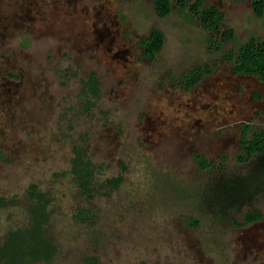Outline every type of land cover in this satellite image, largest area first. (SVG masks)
<instances>
[{
    "label": "rangeland",
    "instance_id": "374dc122",
    "mask_svg": "<svg viewBox=\"0 0 264 264\" xmlns=\"http://www.w3.org/2000/svg\"><path fill=\"white\" fill-rule=\"evenodd\" d=\"M205 3L235 39L219 43L186 8L159 17L153 0H0V244L29 225L35 187L50 199L46 264H264V218H245L264 212V153L239 159L243 123L264 125V82L228 58L264 39V17L252 0ZM154 27L165 42L150 59ZM205 64L195 87L181 83Z\"/></svg>",
    "mask_w": 264,
    "mask_h": 264
},
{
    "label": "trees",
    "instance_id": "16d2710c",
    "mask_svg": "<svg viewBox=\"0 0 264 264\" xmlns=\"http://www.w3.org/2000/svg\"><path fill=\"white\" fill-rule=\"evenodd\" d=\"M155 3L156 14L159 17H166L176 8H186L194 15L200 25L213 31L220 42L233 40L236 31L232 28L224 29L225 13L216 5H206L205 0H153ZM255 14L259 18L264 17V0H252ZM165 42V33L157 27L151 29L141 44L142 54L152 59L159 53ZM228 58L234 63V72L248 73L258 76L264 82V39L252 38L242 44L235 53L231 51ZM213 67L210 64L196 65L191 70L184 72L181 83L188 89L195 87L206 74H210ZM86 91L93 95L100 93V80L96 72H91L88 79L83 80ZM93 104L90 101L89 105ZM243 154L239 156L241 161H247L256 154L264 153V125L254 128L251 123H243L242 139ZM199 164L203 168H215V162L208 160L204 155H196ZM76 172L80 176L82 186L90 191L92 183L93 166L90 161H85L78 157L75 166ZM123 177L113 179L112 185L117 186ZM33 196L37 197V202L31 206V219L27 227L15 228L8 231L5 241L0 244V264H46L54 255L56 245L46 236L45 228L49 220L48 207L50 199L41 192H36L32 188ZM4 198H0V203ZM89 211L81 209L78 212L80 221L89 218ZM246 223H251L264 218V212L250 210L246 213ZM189 225H198L193 220ZM43 262V263H41ZM86 264H98L96 257H89Z\"/></svg>",
    "mask_w": 264,
    "mask_h": 264
}]
</instances>
